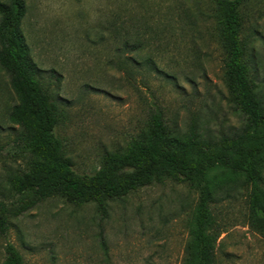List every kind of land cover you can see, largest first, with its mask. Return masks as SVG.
<instances>
[{"label": "rangeland", "instance_id": "1", "mask_svg": "<svg viewBox=\"0 0 264 264\" xmlns=\"http://www.w3.org/2000/svg\"><path fill=\"white\" fill-rule=\"evenodd\" d=\"M26 4L22 31L59 105L57 134L77 172L91 174L107 153L123 152L133 139L145 140L149 114L157 107L176 134L187 132L193 120L203 135L213 137L243 126L245 118L230 99L227 52L210 0ZM244 13L251 29L250 64L264 93V0H246ZM116 15L147 21L149 36L156 38L134 55L153 58L158 69L134 65L137 81L119 63L122 42L110 39ZM19 103L11 77L0 67V200L8 204L19 197L11 179L34 160L23 150L20 126L11 120ZM249 190L245 184L213 203L222 230L217 264H264V238L249 224ZM197 199L189 183L171 180L111 200L105 211L94 203L50 198L11 219L8 231L0 233V264L8 243L26 264H184Z\"/></svg>", "mask_w": 264, "mask_h": 264}, {"label": "trees", "instance_id": "2", "mask_svg": "<svg viewBox=\"0 0 264 264\" xmlns=\"http://www.w3.org/2000/svg\"><path fill=\"white\" fill-rule=\"evenodd\" d=\"M210 2L227 52L225 78L230 99L245 118L243 126L232 134L213 137L203 135L193 120L187 132L176 134L164 110L157 107L149 114L150 131L145 140H131L123 152L107 153L100 169L81 174L67 158L57 134L60 109L44 81L45 72L29 54L22 31L26 0H0V67L11 77L20 97L11 120L20 126L24 152L34 158L27 170L11 179L18 199L10 204L0 200L1 234L8 231L11 219L50 198H64L79 206L94 203L105 211L111 200L171 180L189 183L198 194L184 264H217L222 230L213 203L231 197L245 184L250 189L249 224L264 238V93L248 56L251 29L246 26V0ZM130 18L114 16L109 34L111 42H122L117 48L123 57L119 63L137 81L134 65L158 69L153 58L143 61L134 55L156 38L149 36L147 21ZM141 83H146L143 77ZM5 254L2 264H26L12 243L6 245Z\"/></svg>", "mask_w": 264, "mask_h": 264}]
</instances>
